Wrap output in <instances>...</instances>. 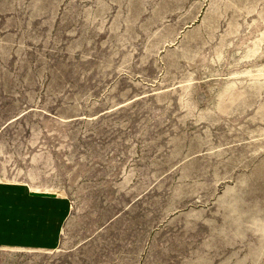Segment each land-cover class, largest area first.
Here are the masks:
<instances>
[{"label":"rangeland","instance_id":"obj_1","mask_svg":"<svg viewBox=\"0 0 264 264\" xmlns=\"http://www.w3.org/2000/svg\"><path fill=\"white\" fill-rule=\"evenodd\" d=\"M0 181L70 203L0 264H264V0H0Z\"/></svg>","mask_w":264,"mask_h":264},{"label":"crops","instance_id":"obj_2","mask_svg":"<svg viewBox=\"0 0 264 264\" xmlns=\"http://www.w3.org/2000/svg\"><path fill=\"white\" fill-rule=\"evenodd\" d=\"M69 210L65 197L0 181V248H58Z\"/></svg>","mask_w":264,"mask_h":264}]
</instances>
